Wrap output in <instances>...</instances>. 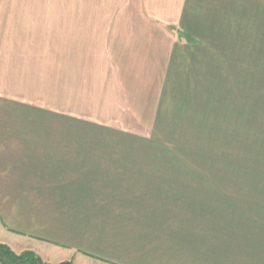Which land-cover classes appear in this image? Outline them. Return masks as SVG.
Instances as JSON below:
<instances>
[{
    "label": "crops",
    "instance_id": "crops-1",
    "mask_svg": "<svg viewBox=\"0 0 264 264\" xmlns=\"http://www.w3.org/2000/svg\"><path fill=\"white\" fill-rule=\"evenodd\" d=\"M87 1L70 18V0H0V243L47 264H264V0ZM64 25L87 95L60 112L7 92L6 42ZM216 114L221 177L155 156L148 139L215 136Z\"/></svg>",
    "mask_w": 264,
    "mask_h": 264
},
{
    "label": "rangeland",
    "instance_id": "rangeland-1",
    "mask_svg": "<svg viewBox=\"0 0 264 264\" xmlns=\"http://www.w3.org/2000/svg\"><path fill=\"white\" fill-rule=\"evenodd\" d=\"M84 2L85 0H70L71 10H70V18L76 17L78 14V10H72V7H76L78 3ZM87 1V0H86ZM90 2L93 0H89ZM88 2V1H87ZM54 28V31L51 29ZM78 26L77 25H64L57 27H38V36L37 39L31 40H23V41H15L10 42L7 41V54H12L13 59L16 55H21L20 60L23 64L22 68L19 70V74L17 73V69L14 71L16 75H19L20 84L14 90L13 85H9L12 81L9 77L11 73L9 72L6 79V89L9 93H15L16 95L27 97L31 96H39L37 98L38 104L49 106L50 108H54V110H59L60 112H68L66 107V102L68 99L75 94V97L78 96L79 92L81 94H85L89 92L90 87L93 86L91 83L79 82L77 77L76 70L79 68L77 61L79 59L78 53L76 50H72L70 48L71 39H78ZM62 30L66 34L64 36ZM10 33L7 30V36ZM11 37V36H10ZM34 38V37H33ZM64 38L69 39V41H65ZM48 39H51L50 41ZM66 42V43H65ZM69 45V46H68ZM66 46L67 48H64ZM30 47L33 51V57L30 55ZM18 48H21L19 50ZM10 54V55H11ZM29 56V57H26ZM22 57V58H21ZM6 63H9L11 60L8 55L5 57ZM19 60V59H18ZM27 61V62H26ZM24 66L31 67L32 69L24 68ZM82 68V67H81ZM11 70V69H10ZM74 77V78H73ZM1 82V80H0ZM3 85V84H2ZM17 86V84H16ZM4 88V86H2ZM19 89V90H18ZM2 92H6L1 89ZM13 90V91H10ZM148 92V91H147ZM145 92V93H147ZM130 101L135 102L138 107L142 105V109L144 108V102L154 101L156 98V94L152 93L148 94L147 97H141L140 94L133 92L130 96ZM167 102L174 105V98L168 94ZM66 98V99H65ZM65 99V100H64ZM52 102H49V101ZM47 102V103H46ZM51 104H49V103ZM141 103V104H140ZM65 104V106L63 105ZM168 105L167 109H171V113L173 112L174 106ZM93 109V108H92ZM220 110V107H217ZM59 112V113H60ZM170 115V114H169ZM170 115V116H171ZM169 116V117H170ZM215 119H217L214 127L218 128L213 131L215 136L212 137H174V136H166V137H155L154 139H148L149 141H153L151 145L159 146L160 153L155 156H160L161 160L166 161H176L179 163H184L186 169L180 171V177H191L196 178V183H204V179L209 176L214 178L221 177L222 173V138H221V114L213 115ZM146 132V128L143 129ZM163 134H174L172 130H162L158 131ZM143 133V132H141ZM149 133V132H147ZM176 134L181 132L177 131ZM189 133V132H183ZM191 133V132H190ZM192 133H200V132H192ZM112 144V143H111ZM117 144H127L126 141H122ZM164 157V158H163ZM195 183V181H194ZM193 184V183H192ZM183 188V187H182ZM189 188L197 189V192L204 193L205 186L201 185H191ZM202 189V190H199ZM199 190V191H198ZM184 193V192H183ZM15 243V244H14ZM16 251H20L24 247H27V244L21 242H13L12 245ZM47 251L45 254L49 255L50 258H55L56 256L51 257V253ZM48 253V254H47ZM60 257L57 256V259Z\"/></svg>",
    "mask_w": 264,
    "mask_h": 264
},
{
    "label": "trees",
    "instance_id": "trees-1",
    "mask_svg": "<svg viewBox=\"0 0 264 264\" xmlns=\"http://www.w3.org/2000/svg\"><path fill=\"white\" fill-rule=\"evenodd\" d=\"M0 264H47L41 256L32 250L14 252L10 246L0 243ZM57 264H72L71 261H61Z\"/></svg>",
    "mask_w": 264,
    "mask_h": 264
}]
</instances>
